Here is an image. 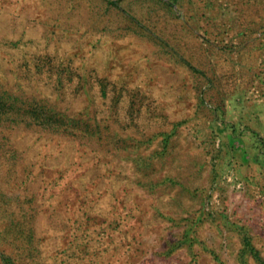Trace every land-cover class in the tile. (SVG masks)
<instances>
[{"label": "rangeland", "instance_id": "obj_1", "mask_svg": "<svg viewBox=\"0 0 264 264\" xmlns=\"http://www.w3.org/2000/svg\"><path fill=\"white\" fill-rule=\"evenodd\" d=\"M242 159L264 0H0V264H264Z\"/></svg>", "mask_w": 264, "mask_h": 264}, {"label": "crops", "instance_id": "obj_2", "mask_svg": "<svg viewBox=\"0 0 264 264\" xmlns=\"http://www.w3.org/2000/svg\"><path fill=\"white\" fill-rule=\"evenodd\" d=\"M242 158L245 159L246 155L243 154ZM242 162L244 164L241 165V167L238 170H236V174L238 178V180L235 182V186H238L237 187L238 189L236 190L241 192L240 193L241 195L243 194V196H249V198L251 199L257 198L260 200H264V192H262L264 191V185L262 184L261 186H258V184L252 180L250 175L253 174L252 173L253 167L248 165L247 160H243ZM243 187L245 189H242ZM248 189L251 192L249 194H247Z\"/></svg>", "mask_w": 264, "mask_h": 264}]
</instances>
